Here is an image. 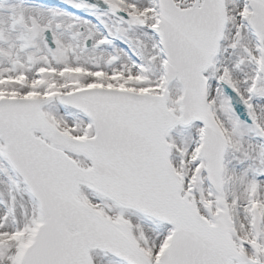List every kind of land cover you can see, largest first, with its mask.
Returning <instances> with one entry per match:
<instances>
[{
	"label": "snow or ice",
	"instance_id": "snow-or-ice-1",
	"mask_svg": "<svg viewBox=\"0 0 264 264\" xmlns=\"http://www.w3.org/2000/svg\"><path fill=\"white\" fill-rule=\"evenodd\" d=\"M0 264H264V0H0Z\"/></svg>",
	"mask_w": 264,
	"mask_h": 264
}]
</instances>
